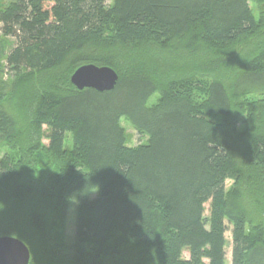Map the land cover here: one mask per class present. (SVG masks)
<instances>
[{"label": "trees", "instance_id": "trees-1", "mask_svg": "<svg viewBox=\"0 0 264 264\" xmlns=\"http://www.w3.org/2000/svg\"><path fill=\"white\" fill-rule=\"evenodd\" d=\"M0 31V236L36 247L75 199L72 264H228V231L264 264V0H11ZM146 43L181 67L144 70ZM87 64L115 89L73 85Z\"/></svg>", "mask_w": 264, "mask_h": 264}, {"label": "rangeland", "instance_id": "rangeland-1", "mask_svg": "<svg viewBox=\"0 0 264 264\" xmlns=\"http://www.w3.org/2000/svg\"><path fill=\"white\" fill-rule=\"evenodd\" d=\"M10 1L11 0H0V6H3ZM253 7L255 8L254 10L256 12V16L260 17V13L258 11L257 6L254 4ZM0 35H1V31H0ZM262 37H264V35ZM116 44H117V42H116ZM91 46L87 47L88 51H91L93 54L94 53L98 54L101 52H104L105 54H110V56H108L110 58V61H114L113 54H114V56L117 57V58H115V61H117L118 59L121 60L123 58V56H121V55L119 56V52L115 53L113 51V49H110L109 47H105L102 51L99 52V50L95 49L94 47H93L94 48L93 49ZM140 48L143 50H138V52H136V56H134V57H137V58H142V56L146 57L145 59H138V60H142L144 62V63L142 62V65H144L143 66L144 70L150 72L152 75H154L155 73L157 74V75L156 74L155 75L158 77L163 76L165 74L168 75L169 72H171L172 70H174V71L177 70V68H178L177 66L181 67L179 63L176 64L174 62V60L172 61V59H174V58H176V61L179 59V57H177L175 55L168 54V55L164 56L167 60L164 59V57H162V56L158 57V58H152L149 55V53L150 52L153 53V51L154 52L156 51L153 49V47H150L149 44L146 43L143 46H140ZM122 53H123V51H120V54H122ZM180 53H182V52H180ZM123 55H124V53H123ZM125 56L128 57L129 53L125 54ZM130 56H131V54H130ZM196 56L199 59H201V57H200L201 55L200 56L196 55ZM202 56L206 57V56H209V54L203 53ZM180 57L183 60H185L184 57H182V56H180ZM168 58H170V59H168ZM230 68L231 67H227L225 69V71H224L225 79L224 80H227L228 77L232 76V75H230V71H229V70H231ZM228 74L230 76H228ZM228 80L230 81V78ZM158 97H159L158 95H155L154 97H152L151 100L149 101V104L150 105L154 104L157 101ZM245 120H246V117H243L242 121H245ZM121 124L126 129L129 145H137V144H139L141 142H145L147 140V137L139 134L132 127L130 122L128 120H126L125 118L121 121ZM44 129L46 130L47 127L45 126ZM243 130H245V124L243 122H241V124L239 126V131L242 132ZM70 140H71V137H70ZM70 140H69V144L71 143ZM42 142L44 144L48 145L47 139H44ZM237 150H240V148L237 147ZM239 154H241V153H239ZM253 182L249 181V179L247 178L246 185L244 184L242 186V191H244L246 189V190H248V192L245 196H243V194H242V197L244 199H241V200L244 201V207H245L246 211L251 210L252 212H257V209H255V207L252 208V205H251L252 204L251 198L254 199L256 194L258 193V189H257V187H255L256 184H258V183L255 182L254 180H253ZM231 184H232V182L228 181L227 187H230ZM244 192H246V191H244ZM250 195H252L251 198H250ZM248 200H250V201H248ZM14 208H15V206L13 204H10L8 206V209L12 210ZM206 209H207L206 215H208L209 214L208 213L209 204L206 206ZM19 213L21 214V212H19ZM75 213H76V200L74 199L71 203V206L69 207L68 212H67V217H66L65 222L61 221V219L57 213H55V215L52 216L53 221H52V224L50 226L51 231H50V238L49 239L46 238V240L42 244L39 242L38 244H36V247L32 246L31 244L27 243L26 241L24 242L22 240L28 246V248L30 250L31 259H32L31 263L32 264H72L70 262L71 256L68 258V251L67 250H68V248H70L73 245L74 240H75V219H76ZM3 236H5V235H3ZM226 236H227V239L229 242L228 246H227L228 264H231V242H232L231 241V232L228 231L226 233ZM105 264H108V263H105Z\"/></svg>", "mask_w": 264, "mask_h": 264}, {"label": "water", "instance_id": "water-1", "mask_svg": "<svg viewBox=\"0 0 264 264\" xmlns=\"http://www.w3.org/2000/svg\"><path fill=\"white\" fill-rule=\"evenodd\" d=\"M119 81V74L111 67L87 64L78 68L71 82L78 89H95L99 92L112 91ZM31 253L19 238L0 236V264H30Z\"/></svg>", "mask_w": 264, "mask_h": 264}]
</instances>
